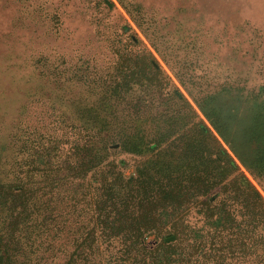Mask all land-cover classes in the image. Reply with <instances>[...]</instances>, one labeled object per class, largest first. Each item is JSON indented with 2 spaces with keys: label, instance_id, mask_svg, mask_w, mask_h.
Wrapping results in <instances>:
<instances>
[{
  "label": "trees",
  "instance_id": "trees-1",
  "mask_svg": "<svg viewBox=\"0 0 264 264\" xmlns=\"http://www.w3.org/2000/svg\"><path fill=\"white\" fill-rule=\"evenodd\" d=\"M31 1L14 21L60 40L73 0ZM78 1L91 40L6 68L50 95L0 123V264H264V80L223 72L209 22L181 49L162 8Z\"/></svg>",
  "mask_w": 264,
  "mask_h": 264
},
{
  "label": "rangeland",
  "instance_id": "rangeland-1",
  "mask_svg": "<svg viewBox=\"0 0 264 264\" xmlns=\"http://www.w3.org/2000/svg\"><path fill=\"white\" fill-rule=\"evenodd\" d=\"M61 1V0H58ZM144 4L148 10L162 8L172 17V25L167 29L169 37L177 48L187 47L186 36H196L187 30L209 22L216 28L213 38L221 31V44L209 45L210 49H223L222 70L229 75L234 83L247 86H260L264 80V49H258V43L263 41L264 46V0H136ZM36 4L41 0H33ZM117 7L122 8L117 1ZM17 9H20L18 0H0V123L5 119L16 118L23 113V106L35 90L49 94L47 78H40V72L31 75L23 68L19 71L17 81L19 88L13 85L12 73H7L8 66L22 61L17 57L27 49L41 48L45 45H60L62 49L71 50L75 42L85 44L93 38L94 27L87 23L86 11L78 0H73L68 8V32L58 40L55 33L49 31L48 23L33 20L28 16L22 24L14 21ZM123 11V8H122ZM167 12H165L167 14ZM20 15V13L18 14ZM26 16V17H27ZM217 32V33H216ZM167 33V32H166ZM58 40V41H57ZM207 43L213 39H203ZM55 47V46H54ZM28 79L30 82L28 83ZM26 83H28L26 85ZM36 85V86H33ZM23 87H33L24 89ZM35 89V90H34ZM31 97V96H30ZM228 100L227 94L218 95L211 103V107L222 108Z\"/></svg>",
  "mask_w": 264,
  "mask_h": 264
},
{
  "label": "water",
  "instance_id": "water-1",
  "mask_svg": "<svg viewBox=\"0 0 264 264\" xmlns=\"http://www.w3.org/2000/svg\"><path fill=\"white\" fill-rule=\"evenodd\" d=\"M170 240V239H169Z\"/></svg>",
  "mask_w": 264,
  "mask_h": 264
}]
</instances>
